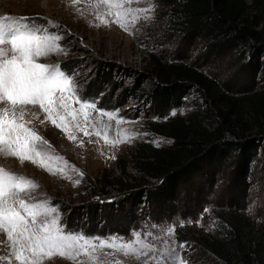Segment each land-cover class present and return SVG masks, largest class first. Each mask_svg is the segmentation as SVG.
<instances>
[{
	"label": "rangeland",
	"instance_id": "rangeland-1",
	"mask_svg": "<svg viewBox=\"0 0 264 264\" xmlns=\"http://www.w3.org/2000/svg\"><path fill=\"white\" fill-rule=\"evenodd\" d=\"M161 1L135 3L143 8L144 21L136 26L135 33L127 36L128 48L117 50L112 41H108L110 52H107L99 41L101 34L93 31L91 21L75 17L73 11L67 10L66 4L71 3L70 8H73L74 0H0V18H24L25 22L45 29L47 34L60 37L58 44L63 51L39 58L37 62L58 65L71 77L79 100L71 101L76 119L66 117L75 140H70L64 131L47 120V114L38 106H29V114L25 117L31 121L28 126L47 141V152L63 158L49 161L57 170L56 175L29 161L21 164L16 158L2 155L0 168L39 185L24 198L30 204L46 203L58 208L59 225L64 234L129 240L137 232L142 238L150 239L157 248L164 247L160 239L163 237L169 246L176 248L186 264H225L211 251L213 247L230 242L234 223L244 233L264 240V135L253 124L248 123L245 130L232 127L230 131L233 136L243 133L256 143L254 153L257 156L242 188L235 183V164L230 158L224 165L211 168L208 175L195 174L187 183L181 184L173 209L166 207L159 212L156 205L148 201L137 210L133 206L124 207L117 203L121 188L106 189L101 184V177L104 179L105 175L115 179L124 177L131 185L147 180L136 165H144L158 151L173 147L165 128L172 118L187 119L195 112H203L206 118L198 122V127L204 133L213 130V123H217L216 127L222 123L219 109L212 100L201 96L195 88L196 82L182 78L183 70H177L176 74L167 66H198L234 97L264 89L263 56L256 69V64L253 67L247 65L250 56L244 47L213 52L208 41L186 36L181 26H174L173 20L166 17ZM246 2L251 6L253 16L264 15V0ZM103 35L109 36L108 32ZM117 51L120 57L115 56ZM129 55L137 60L138 66L132 67L124 61ZM157 62L168 65L158 68L155 67ZM178 78L190 86L184 92V105L164 113L151 103L149 92L157 82ZM81 104L91 108L81 111ZM2 107L5 105L0 104ZM223 109L221 111L227 112ZM107 114H111V118ZM81 129H86L88 135ZM112 141L122 142L114 144ZM91 205L96 209L88 216L86 213ZM43 219L41 217L40 221ZM170 228L174 232L167 235ZM148 233L152 236L148 237ZM181 244L185 247L180 248ZM10 251L5 234L0 233V257H9ZM151 255L135 259L110 249L97 248L95 256L98 260L92 264H116L117 261L145 264ZM0 264H8V261L0 260ZM12 264H16L14 259ZM45 264L89 262L87 256L81 255L75 261L57 257L46 260Z\"/></svg>",
	"mask_w": 264,
	"mask_h": 264
},
{
	"label": "snow or ice",
	"instance_id": "snow-or-ice-1",
	"mask_svg": "<svg viewBox=\"0 0 264 264\" xmlns=\"http://www.w3.org/2000/svg\"><path fill=\"white\" fill-rule=\"evenodd\" d=\"M100 2L106 5L108 11L98 12L97 19L106 25L108 21L103 19V15H111L114 17L113 22L125 31L144 11L130 7L139 0ZM96 7L99 8L100 4ZM59 39V36L47 34L40 26L25 22L24 18H0V104L5 105L0 108V155L16 158L21 164L29 161L52 175H56L57 170L50 166L49 161L63 158L53 157L47 152V141L28 126L31 121L25 117L29 114V106H38L47 114V120L64 131L70 140H75L66 123L67 116L76 119L74 110L71 109L72 100L79 102L75 85L58 65L37 62L39 58L63 51L58 44ZM5 45L10 47H2ZM86 108L91 106L81 104V111ZM107 115L111 118V114ZM76 127H80L79 123ZM81 130L88 135L86 129ZM96 134L100 135L99 132ZM127 138L129 137H125ZM118 142L122 141H112L114 144ZM38 187L33 180L0 168V233L5 234L11 249L9 257H0V260H7L8 264H12L13 259L16 264H45L46 260L57 257L75 261L77 257L84 255L88 257L89 264H92L98 260L95 250L99 248L110 249L135 259L151 253L145 264H186L176 248L169 246L163 237L160 239L164 247L157 248L150 239L142 238L137 232L129 240L119 237L101 240L64 234L59 225L58 208L46 203L30 204L24 198ZM54 213L57 215H53ZM41 217L44 218L43 222L40 221ZM173 232L174 229L170 228L167 235H172ZM147 236L151 237L152 234L148 233ZM184 247L183 244L180 245V248ZM116 264L122 262L117 261Z\"/></svg>",
	"mask_w": 264,
	"mask_h": 264
},
{
	"label": "trees",
	"instance_id": "trees-1",
	"mask_svg": "<svg viewBox=\"0 0 264 264\" xmlns=\"http://www.w3.org/2000/svg\"><path fill=\"white\" fill-rule=\"evenodd\" d=\"M166 17L173 20L174 26H181L186 36L208 41L211 50L221 53L241 47L248 52L247 65L257 69L260 56L264 57V15L251 14V6L246 0H162ZM168 64L156 63L162 68ZM261 74L264 73V63ZM172 66V67H170ZM167 66L169 70H183L182 78L194 80L195 88L202 97L212 100L219 109L222 123L212 124L211 132L200 131L198 122L206 118L203 112H195L187 119L175 117L166 123V131L173 141L167 151H158L152 160L144 165L138 163V170L147 180L131 185L123 178L110 175L101 177V184L107 189L121 188L117 203L124 207L133 206L136 210L148 201L154 203L157 211L168 207L173 209L181 184L187 183L195 174L208 175L211 168L228 162L235 164V183L244 187L250 167L256 159V143L242 133L233 136L235 129L247 128L253 124L264 135V89L242 97H234L225 92L197 66L188 64ZM180 77V73L178 74ZM171 85V86H169ZM190 88L178 79L157 82L149 92L151 103L162 112L178 109L182 105L184 92ZM226 108L227 112L221 111ZM224 110V109H223ZM208 173V174H207ZM125 191V192H124ZM124 192V193H123ZM143 201V202H142ZM95 206H89L88 216L94 214ZM91 212V213H90ZM232 239L228 244L213 247L212 253L225 264H264V240L251 233H244L234 223Z\"/></svg>",
	"mask_w": 264,
	"mask_h": 264
},
{
	"label": "bare ground",
	"instance_id": "bare-ground-1",
	"mask_svg": "<svg viewBox=\"0 0 264 264\" xmlns=\"http://www.w3.org/2000/svg\"><path fill=\"white\" fill-rule=\"evenodd\" d=\"M69 0H67L68 2ZM100 4V7L97 8L96 5ZM138 3H142V0H139ZM71 3L66 4L67 10L73 11V15L75 17L82 18L87 21H91L90 24L93 28V31H97L101 34L102 37H104L105 33L108 32L109 36L108 38L101 36L99 37V41L104 46L105 51L110 52L108 48V41H112L113 45L116 47L117 50H125L129 47V44L127 42V36L132 35L137 31V25H139L140 22H143L145 19V12L143 11L140 18L134 23L128 25V30H123L118 24L113 22L114 17L111 15H103V19L107 20L108 23L102 24L99 19H97V13H106L108 11L106 5L102 4L100 0H77V2L74 3L73 8H70ZM135 3L131 4L130 7L133 9H143L140 6H135ZM114 11V10H113ZM64 29H66L64 25ZM123 38L121 41L118 39ZM91 41H93L91 39ZM96 42V41H93ZM116 57H120L118 51L115 54ZM124 61L132 66H138V62L134 57L131 55L124 58Z\"/></svg>",
	"mask_w": 264,
	"mask_h": 264
},
{
	"label": "built area",
	"instance_id": "built-area-1",
	"mask_svg": "<svg viewBox=\"0 0 264 264\" xmlns=\"http://www.w3.org/2000/svg\"><path fill=\"white\" fill-rule=\"evenodd\" d=\"M121 178H123V180H124L125 182H127L126 179H125L124 177H121Z\"/></svg>",
	"mask_w": 264,
	"mask_h": 264
}]
</instances>
